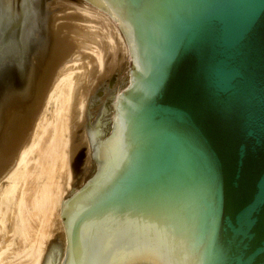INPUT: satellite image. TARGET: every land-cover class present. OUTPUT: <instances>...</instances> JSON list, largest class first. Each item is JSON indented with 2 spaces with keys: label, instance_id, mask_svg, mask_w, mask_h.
<instances>
[{
  "label": "water",
  "instance_id": "obj_1",
  "mask_svg": "<svg viewBox=\"0 0 264 264\" xmlns=\"http://www.w3.org/2000/svg\"><path fill=\"white\" fill-rule=\"evenodd\" d=\"M54 1L129 50L110 136L71 137L62 264H264V0H0V179L81 40Z\"/></svg>",
  "mask_w": 264,
  "mask_h": 264
},
{
  "label": "bare ground",
  "instance_id": "obj_2",
  "mask_svg": "<svg viewBox=\"0 0 264 264\" xmlns=\"http://www.w3.org/2000/svg\"><path fill=\"white\" fill-rule=\"evenodd\" d=\"M88 10L82 9V11L80 10L79 12L87 18L95 17L94 19H96L98 14H95L92 10ZM85 20L84 23L88 21ZM106 22H108L107 19ZM106 22L104 24L107 26ZM62 26L64 28L75 27L79 29L82 39L86 38L84 42H87V36L91 34L73 24H64ZM104 26L101 27L106 30ZM109 27L107 26V29H109ZM103 28H100V30H104ZM105 30L104 32L106 34L101 32V34L104 35L101 36L102 39L100 40L104 39L106 42L108 41L106 45L104 42L100 45L98 44L99 46H90L92 48H87V52L82 50L86 52V54H82L80 57L84 58L83 62L86 63L88 61L84 67L83 62L82 66H80L81 63L79 61L81 58L74 60L72 59L75 57L73 55V57L64 64L60 74L39 105L36 121L22 144L13 168L0 179V234L3 232H1L2 228L6 230V235L12 233V239L9 236L12 242L9 246L18 241L20 252L15 254V258L24 259L25 262L27 261V264H42L44 252L46 251L45 245L53 234L52 227L54 225L52 224L55 222V216L58 215L61 217V201L65 189L63 188V190L61 187L62 184H60L63 181L58 183L61 177H58V180H55V178L61 170H63V172L66 170L64 173L66 178L67 172L68 183L65 187H69L68 149L72 129L71 123L76 119V115L81 118L84 113L87 90L82 86L83 84L85 86L83 79L93 74L92 72L94 71H99L98 73L102 71L104 67V57L106 55L104 52L106 49H103L104 45L105 48H110L108 50L115 52L117 45L121 44L118 42V44L115 45L113 41V38L117 36L116 33H114L113 37V32L111 33L110 30ZM114 32L116 31L114 30ZM97 35L99 36L100 34ZM119 38L122 37L119 36ZM77 47L79 48L80 45ZM123 48L125 50V47ZM127 52L129 53L128 48ZM74 54L76 53L74 52ZM90 65H92V72L85 70L88 66L90 67ZM57 212L58 214H56ZM52 220L54 222H52ZM60 225L66 240L62 222ZM3 250L4 249L0 247L1 264H4L2 260H6L4 257L5 255L7 257L6 253L9 249L7 251Z\"/></svg>",
  "mask_w": 264,
  "mask_h": 264
},
{
  "label": "rangeland",
  "instance_id": "obj_3",
  "mask_svg": "<svg viewBox=\"0 0 264 264\" xmlns=\"http://www.w3.org/2000/svg\"><path fill=\"white\" fill-rule=\"evenodd\" d=\"M51 4L57 8V11L55 12L54 20H55L56 24L59 25L58 27H60L62 29V28H64L62 26L64 24L65 25L73 24L74 26L81 27L83 29V31H85L87 33L88 32L91 33L89 36H87V38H88L87 42H84V40H86V38L82 39V36H81V40L79 43L80 47L76 48V50H75L76 54H73V56H75V57L72 59H74V60H78L79 58L82 59L83 57H80V56L82 54H86V52L88 51L87 48H89L90 46H93V47L99 46L101 43H104V42H105L104 44L106 45V43L108 41L106 42V40H104V39L100 40V39H102L101 36L104 35V34H101V32L105 33L104 32L105 28L101 27L104 25H105L104 27H106L107 31L110 30L111 33L113 32V37H114V33L117 34L118 37L116 36V34H115V36H116L115 38L112 37L115 45L118 44V42L121 43V44L117 45V47L115 46L116 47L115 52H113L112 50H108L110 48H107V47L105 48V45H104V47L102 46L103 49L107 50V52H106V50L104 51L106 53V55L104 57V67L100 73H98L99 71L92 72V67H91L92 65H90V67L88 66L90 70L88 69V67L85 69L88 72L91 71L93 74H91L87 78L85 77L83 79V81H84L83 83H85V86L82 83L83 84L82 86L87 90L86 91L87 96H86L84 113H83L81 118L76 115V117H75L76 119H74L73 122L71 123L72 129H71L70 143H69V149H68L69 150L68 151V154H69L68 155V161H69L68 170H69V174H70L69 187L68 188L65 187L66 184L68 183L67 172H66V178H65V173H64L66 170L64 172H63V170H61L62 174H61V171H60V173H58L59 172L58 171L57 172L58 174L56 175V178H55V180H58L57 178L61 177L58 180V183L63 181L62 183H60V184H62L61 185L62 189L63 188L65 189V190L63 189L65 191V193L62 196V199H63V197L70 192L71 184H72V167H71V155H70L71 137L74 133H80L81 131L86 130V129L97 130L98 134H99V140H101V141H104L106 138H108L110 136V133L112 130V125H113V120H114V111H115L114 110V102L116 101V97L121 93V91H123V89L127 85L128 69H129V53L127 52V45H126V43H125V41H124V39L120 33L118 26L111 20L109 15L106 14L105 12H103L102 10L97 9L96 7H93V6L86 4V3H76V2H68V1H54ZM82 9H86V10L89 9L90 11L92 10L95 14H98V16L99 15L100 16L98 17L96 15L98 17V18L96 17V19H94L95 17L94 18H92V17L87 18L84 15H82L81 12H79L80 10L82 11ZM83 19L84 20L87 19L88 21L85 20L87 22L84 23ZM106 19L110 23L106 22ZM90 21L92 24L90 23ZM100 22L103 24L106 22L107 26L108 27L110 26L109 29H107L106 24L103 25ZM108 24H110V25H108ZM100 28H103L104 30H100ZM114 30L116 32H114ZM97 34H100L99 35L100 37ZM119 36L122 38H119ZM90 39H93V40H90ZM118 40H120V41H118ZM122 44H124V45H122ZM81 45H82V47H81ZM123 47H125V50ZM90 48H92V47H90ZM82 50H84L86 52H83ZM110 51H112V52H110ZM87 54H89V53H87ZM73 56H71V57H73ZM81 59L79 61L81 63L80 66H82V64L84 63L83 64V67H84L88 61L85 60V61H87L85 63V62H83L84 58L82 60ZM83 71H84V68H83ZM81 92H82V90H81ZM77 117H78V119H77ZM66 190H67V192H66ZM56 214H58V212ZM53 220H52V222H54ZM61 222H62L61 217H59L58 215L55 216V222H54V224H52V225H54L52 227L54 229V232H53V229L51 228L53 234L47 240V243L45 245V250L47 251V247L49 246L50 241L53 239V237L55 235L61 234L63 236V248H62V252H61V256H60V260H59L58 264L63 263V260L65 258V252H66V240L64 237V232H63V230H61L62 229L61 225H60ZM1 232L3 233V235H2V233L0 234L1 235V239H0V243H1L0 245L1 246L0 247H1V249H4L3 251H7L9 249V251H7V253H6L7 257H6V255L4 257V259H6V260H2L3 261L2 263H4V264H12V263L13 264H27L26 263L27 261L25 262L24 259L15 258V254H18L20 252V250H19L20 245H19L18 241L15 244L9 246L12 243L11 242L12 233H9L6 235V233H5L6 230H4L3 228L1 229ZM9 236L11 239L9 238ZM6 239H7V241H6ZM2 242L3 243L6 242V243L3 244ZM46 251L44 253H46Z\"/></svg>",
  "mask_w": 264,
  "mask_h": 264
}]
</instances>
